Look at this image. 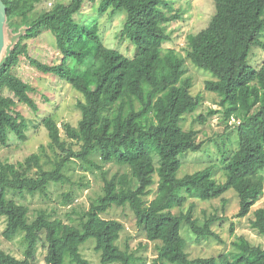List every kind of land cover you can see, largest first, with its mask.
Masks as SVG:
<instances>
[{"label": "trees", "instance_id": "1", "mask_svg": "<svg viewBox=\"0 0 264 264\" xmlns=\"http://www.w3.org/2000/svg\"><path fill=\"white\" fill-rule=\"evenodd\" d=\"M43 1L1 0L6 9L5 29L13 30L16 17L27 21V12ZM85 1L97 0L57 3L24 29L13 31L16 40L9 43L0 64V147L8 146L10 133L18 142L27 140V124L14 112L16 104L22 103L31 111L38 109L29 96L31 86L13 73L22 56L36 70L59 77L83 96V101L77 103L81 113L77 127L63 125L66 140L61 139L53 118L41 122L50 147L60 152L53 170L42 169L36 153L16 164L0 162V216L6 223L2 236L9 240L21 232L26 244L23 260L0 249V264H33L40 243L46 250L45 264H64L65 255L71 264H89L80 252L89 239L94 241L100 264H138L140 259L117 245L123 225L101 218L113 207H128L146 239L160 242L159 257L152 264H160L163 254L169 251L176 264H264V246L243 237L232 242L233 254L189 260L181 225L185 224L197 239L220 241L212 230L220 218L211 215L201 223L193 215L192 204L186 213H173L187 201L186 196L178 194L181 190L202 202L234 191L239 201L236 218L246 217L264 194V60L257 69L248 65L251 49L264 47V0H214L215 12L207 27L186 38V57L214 78L205 83V90L220 97L223 121H238L237 149L223 161L225 181L221 183L213 178L212 167L177 177L181 158L198 152L202 146L196 142L195 131L180 126L182 116L194 112L201 98L190 94L192 85L190 79L183 78V59L173 50L162 54V45L170 40L166 26L180 19L177 11L174 14L171 0H99V14L125 11L121 38L135 46L132 58L105 47L97 26L86 28L75 23L73 16ZM46 31L53 35L56 48L64 56L57 65L28 55L26 41ZM67 59L73 62L72 68ZM3 91L13 97L5 96ZM72 145L79 147L75 150ZM94 153L104 164L127 166L129 175L104 179L103 194L90 205L80 228L65 225L57 234L53 223L42 215L28 224L26 208L5 199L7 189L43 192L48 182L64 180L62 171L73 159L100 169L92 162ZM154 157L158 158L157 167ZM155 175L156 195L147 202ZM250 228L264 238V207L253 211Z\"/></svg>", "mask_w": 264, "mask_h": 264}, {"label": "rangeland", "instance_id": "2", "mask_svg": "<svg viewBox=\"0 0 264 264\" xmlns=\"http://www.w3.org/2000/svg\"><path fill=\"white\" fill-rule=\"evenodd\" d=\"M71 0H46L36 4L27 12V21L16 17L13 19L11 30L5 29L7 48L9 43L16 40V30L24 29L31 21L40 14L48 11L53 5L60 3L67 5ZM99 0L94 3L85 1L82 9L74 14L73 19L79 27L89 28L97 26L98 34L102 44L120 52L124 57L132 58L136 53L135 46L129 39L122 37L121 31L126 19L125 11L112 12L108 10L104 14L98 12ZM174 14L176 11L180 19L171 22L166 26L170 40L162 45V54L173 50L183 59L185 73L183 78L191 81L190 94L193 97H200L201 102L192 113L182 116L180 126L183 130H193L197 133V143H201L198 152H189L181 158L182 165L177 172V177L193 174L207 167H212L213 178L217 182H224L225 176L222 171L224 160L234 150L236 144V120L229 123L223 121V108L220 106V97L205 90V83L214 80L213 76L203 69L194 66L186 57V38L189 35L197 34L207 27L214 15V0H171ZM264 43V32L262 35ZM28 55L42 63L57 65L64 58L56 48L55 38L46 31L37 38L26 41ZM264 60V47L252 48L249 53L248 65L258 68ZM72 68L73 62L66 61ZM13 73L23 82L31 86L29 96L35 101L37 111H31L24 104L17 103L14 112H18L27 124L25 142H18L14 134H9L7 147H0V162L16 164L24 161L31 154H38L40 165L44 170H53L54 164L60 159V152L50 147V140L46 129L42 126V120L51 117L57 123L60 130V137L66 140L63 130L64 124L77 127L81 113L77 103L83 101L81 93L71 88L65 81L52 74H44L30 66L26 57H21ZM5 96L13 97L8 91H3ZM15 101H17L15 99ZM214 111L213 114H209ZM204 121L202 122V119ZM67 142H70L67 140ZM78 145H72L77 150ZM95 154V155H94ZM91 156L92 162L100 169L86 165L80 160L73 159L63 169L64 180L59 182H48L43 192L29 193L27 191L5 190L6 200L12 199L17 204L23 205L27 210L25 221L31 224L39 216H44L51 221L60 234L65 225L80 228V224L86 221L90 205L103 194L104 179L110 180L113 176L128 174L129 169L125 165L116 163L104 164L100 161L98 154ZM153 164L158 166V158H153ZM34 171V170H33ZM264 174V173H263ZM154 185L151 193L146 198L147 202L154 199L156 195L158 178L154 176ZM186 196L187 201L180 209H173V213H186L189 206L194 205V217L203 222L206 217L215 215L220 218L212 226V230L219 237L220 241L213 238L197 239L185 224L181 225L180 234L185 241L184 251L189 260L198 258L218 257L222 254H233L232 242L237 237H243L254 245H263L264 238L260 237L250 228V220L253 218V211L264 207V194L260 200L251 208L250 213L244 218H236L239 210V201L236 193L232 190L224 193L220 198L202 202L197 197L188 196L184 190L178 192ZM106 220H116L123 225L117 245L121 250H127L136 259L138 264H152L158 258L157 247L160 242H150L146 239L144 231L137 227L133 213L128 207H113L101 215ZM5 218L0 216V249L17 260L24 259L26 244L23 234L17 233L9 240H5L2 233L5 229ZM233 226V232L230 231ZM94 241L89 239L80 248L82 256L89 264H100L99 255L94 252ZM46 250L40 243L36 250V258L33 264H45L44 257ZM160 264H176L171 252L163 254ZM64 264H71L69 256L65 255Z\"/></svg>", "mask_w": 264, "mask_h": 264}, {"label": "water", "instance_id": "3", "mask_svg": "<svg viewBox=\"0 0 264 264\" xmlns=\"http://www.w3.org/2000/svg\"><path fill=\"white\" fill-rule=\"evenodd\" d=\"M5 13V6L0 0V64L4 61L8 51L5 38Z\"/></svg>", "mask_w": 264, "mask_h": 264}]
</instances>
